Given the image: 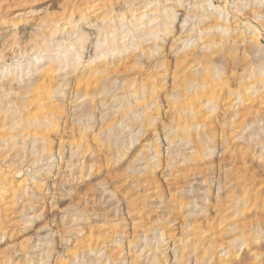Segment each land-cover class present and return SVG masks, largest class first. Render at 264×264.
Instances as JSON below:
<instances>
[{
    "label": "rangeland",
    "instance_id": "rangeland-1",
    "mask_svg": "<svg viewBox=\"0 0 264 264\" xmlns=\"http://www.w3.org/2000/svg\"><path fill=\"white\" fill-rule=\"evenodd\" d=\"M219 260L264 264V0H0V264Z\"/></svg>",
    "mask_w": 264,
    "mask_h": 264
},
{
    "label": "bare ground",
    "instance_id": "bare-ground-1",
    "mask_svg": "<svg viewBox=\"0 0 264 264\" xmlns=\"http://www.w3.org/2000/svg\"><path fill=\"white\" fill-rule=\"evenodd\" d=\"M150 10H151V9H150ZM153 10H154V9H153ZM151 11H152V10H151ZM153 12H154V11H153ZM155 12H156V11H155ZM151 13H152V12H151ZM154 14H155V13H153V16H154ZM67 18H68V17H67ZM67 18H66V19H67ZM71 18H72V17H71ZM71 18H70V20H71ZM142 18H143V17H142ZM155 18H156V17H155ZM157 18H158V17H157ZM157 18H156V20H158ZM152 19H153V18H152ZM70 20L67 21V22L64 24V25H68L69 28H70V24H73L72 20H71V22H70ZM150 20H151V19H150ZM150 20H147V21H150ZM156 20H155V21H156ZM185 20H186V19H185ZM153 21H154V20H153ZM155 21H154V22H155ZM183 21H184V19H183ZM156 22H157V21H156ZM156 22H155V23H156ZM51 23H52V22H51ZM147 23H148V22H147ZM152 23H153V22H152ZM50 26H52V25H50ZM62 26H63V24H62ZM71 26H72V25H71ZM149 26H150V25H148V27H149ZM72 27H73V26H72ZM152 28H153V27H152ZM56 29H57V27H56ZM59 29H60V26H59ZM149 29H150V28H149ZM60 30H61V29H60ZM71 30H72V29H71ZM71 30H70V31H71ZM55 31H56V30H55ZM67 32H68V30H67ZM147 32H148V33H146V34L149 35V34H150L149 31H147ZM140 34H141V32H140ZM142 34H144V33H142ZM142 34H141V35H142ZM52 35H53V34H52ZM42 36H43V35H42ZM47 36H48V35H47ZM49 36H50V35H49ZM49 36H48V37H49ZM138 36H140L139 33H138ZM50 37H51V36H50ZM146 37L148 38V36H146ZM149 37H151V36H149ZM251 37H252V36H251ZM51 38H52V37H51ZM103 40H104V39H103ZM40 41H41V39H40ZM249 41H250V40H249ZM39 44H40V43H39ZM39 44H38V45H39ZM42 44H43V43H42ZM97 44H98V43H97ZM100 44H101V43H100ZM44 45H45V44H44ZM46 48H47V47H46ZM30 51H31V50H30ZM106 51H107V50H106ZM45 52H46V51H45ZM63 56H64V55H63ZM56 60H57V59H56ZM61 60H62V59H61ZM63 60H64V59H63ZM53 61H54V60H53ZM65 61H66V60H65ZM47 63H48V62H47ZM61 63H62V61H61ZM53 64H54V63H53ZM46 65H47V64H46ZM48 66H49V65H48ZM45 68H46V70L49 72V68H47V66H46ZM50 68H51V67H50ZM43 69H44V68H43ZM40 70H41V69H39V71H40ZM39 71H38V72H39ZM43 71H44V70H43ZM11 72H12V71H11ZM3 73H4V72H3ZM222 261H223V260L216 261L214 264H224V262H222Z\"/></svg>",
    "mask_w": 264,
    "mask_h": 264
}]
</instances>
